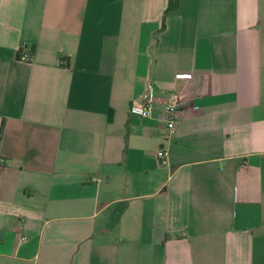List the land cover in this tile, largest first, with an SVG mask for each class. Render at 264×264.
I'll use <instances>...</instances> for the list:
<instances>
[{"label": "crops", "instance_id": "crops-1", "mask_svg": "<svg viewBox=\"0 0 264 264\" xmlns=\"http://www.w3.org/2000/svg\"><path fill=\"white\" fill-rule=\"evenodd\" d=\"M168 2L0 0V264H264V0Z\"/></svg>", "mask_w": 264, "mask_h": 264}, {"label": "built area", "instance_id": "built-area-1", "mask_svg": "<svg viewBox=\"0 0 264 264\" xmlns=\"http://www.w3.org/2000/svg\"><path fill=\"white\" fill-rule=\"evenodd\" d=\"M26 46L22 47L18 59L22 62H31V55L25 51ZM177 79H190L189 74L179 73ZM183 109V102L178 93H169L163 100L159 98L156 86L149 82L146 91L143 95L142 101L133 102L130 106V114L141 118H152L156 111H160V119L165 122L167 129L166 140L171 139L177 132V125L180 114ZM161 164L166 165L168 161L169 151L161 149L156 154ZM93 181H98L97 178H92Z\"/></svg>", "mask_w": 264, "mask_h": 264}, {"label": "trees", "instance_id": "trees-1", "mask_svg": "<svg viewBox=\"0 0 264 264\" xmlns=\"http://www.w3.org/2000/svg\"><path fill=\"white\" fill-rule=\"evenodd\" d=\"M179 5H180V0H169V2H168V6H167V9H166V11H165V17H166L169 13H171V12H173V11H176V10L179 8ZM164 21H165V18H164V20H163V25H164V23H165ZM4 126H5V123L3 122V123H2V127H1V129H0V140H1L2 136H3Z\"/></svg>", "mask_w": 264, "mask_h": 264}]
</instances>
